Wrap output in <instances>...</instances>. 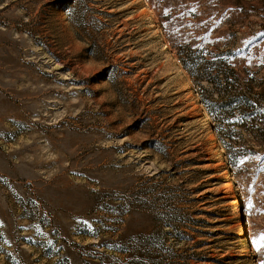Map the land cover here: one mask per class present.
Returning <instances> with one entry per match:
<instances>
[{"label":"rangeland","instance_id":"374dc122","mask_svg":"<svg viewBox=\"0 0 264 264\" xmlns=\"http://www.w3.org/2000/svg\"><path fill=\"white\" fill-rule=\"evenodd\" d=\"M186 43L264 100V0H0V264H264V122L220 164Z\"/></svg>","mask_w":264,"mask_h":264},{"label":"trees","instance_id":"16d2710c","mask_svg":"<svg viewBox=\"0 0 264 264\" xmlns=\"http://www.w3.org/2000/svg\"><path fill=\"white\" fill-rule=\"evenodd\" d=\"M157 25L162 29L167 40H170L168 29L161 25L160 21ZM170 43L173 44V41L170 40ZM175 50L187 76L195 87L197 86L196 93L212 122L213 134L221 144V149L228 159V166L233 170L249 152L248 150L245 153L241 152V139L238 137L237 129L247 131L250 122L263 124L264 100L261 99L260 94L251 93L252 89L237 85V82L241 80L233 66L235 55L232 49L225 52H213L199 45L193 47L191 43H186L178 45ZM258 133L260 137H264V130L258 129ZM206 145L212 146L209 137H207ZM165 220L158 219L157 223L162 225ZM181 220L179 217H174L171 222L181 224ZM140 238H142L141 244L145 247L144 249L147 247L149 250V259L142 264H167L168 261L176 258L177 255H172L170 248L167 247L165 251L167 260L164 259L163 262L158 261V258L152 254L163 249L160 246H165L167 243L162 241L157 233Z\"/></svg>","mask_w":264,"mask_h":264},{"label":"bare ground","instance_id":"6f19581e","mask_svg":"<svg viewBox=\"0 0 264 264\" xmlns=\"http://www.w3.org/2000/svg\"><path fill=\"white\" fill-rule=\"evenodd\" d=\"M139 2L140 3H144L145 0H139ZM145 15H147L149 18L151 17V15H152V8L150 6H146ZM152 23L153 24L151 25V27L152 28H155V30H156L155 32L156 33H160V30L158 29V25H156V23L154 21ZM180 73L183 74L184 72L181 70ZM196 101H197V99H196ZM208 118L209 117L206 115L205 120L203 119V123H202L206 127L209 125ZM210 141H211V143L213 145V149L217 151V157L219 159L220 164L221 165H225V160H224V156L225 155H222V153H221V148H219L218 140L216 139L215 134L211 133ZM225 178L228 179V182H226L225 185L228 188V195L232 199V200H230V202H231V205L233 206V214L236 215V214L239 213V199L235 195V189H234V185H233V183L231 181V172H230V169L229 168H227L226 171H225ZM218 199H220V198H218ZM238 234L241 235V236H243V237H245V240H246L247 234H246L245 227L243 225H241L239 227ZM245 246H246V249H245L244 253H246L248 255V257H249V256H251V250L247 246L246 242H245Z\"/></svg>","mask_w":264,"mask_h":264}]
</instances>
